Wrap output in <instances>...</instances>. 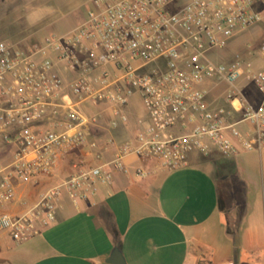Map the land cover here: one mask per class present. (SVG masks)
<instances>
[{"label":"built area","instance_id":"2783aa9c","mask_svg":"<svg viewBox=\"0 0 264 264\" xmlns=\"http://www.w3.org/2000/svg\"><path fill=\"white\" fill-rule=\"evenodd\" d=\"M251 29L261 32L259 66L209 59ZM134 98L144 115L133 137L102 142L104 129L129 126L124 111ZM220 98L227 107L213 108ZM263 149L264 0H92L65 36L28 51L0 43V207L16 202L18 186L54 178L63 163L70 170L26 213H0V229L17 242L53 225L64 197L76 206L95 198L113 173H128L130 158L144 178L146 165L175 171L193 153Z\"/></svg>","mask_w":264,"mask_h":264},{"label":"crops","instance_id":"0c3cea01","mask_svg":"<svg viewBox=\"0 0 264 264\" xmlns=\"http://www.w3.org/2000/svg\"><path fill=\"white\" fill-rule=\"evenodd\" d=\"M69 1L88 7L86 19L92 0ZM212 107L227 104L218 99ZM126 128L133 136L136 129ZM114 135L104 129L100 140ZM127 168L87 202L64 197L56 222L26 241L0 229V264H107L115 249L126 264H264V149L234 158L193 153L175 171L146 165L144 178L136 176L141 164L134 158ZM69 175L62 165L54 178L18 186L16 202L0 213H26Z\"/></svg>","mask_w":264,"mask_h":264},{"label":"rangeland","instance_id":"374dc122","mask_svg":"<svg viewBox=\"0 0 264 264\" xmlns=\"http://www.w3.org/2000/svg\"><path fill=\"white\" fill-rule=\"evenodd\" d=\"M87 10L88 7L72 4L69 0H8L4 4L0 3V43L28 51L41 45L47 38L62 37L77 29L83 24ZM260 37V30H248L233 39L224 50L214 51L209 59L215 63H230L241 57L252 62L255 67L259 66L262 63L258 60ZM250 49L254 57L248 55ZM239 86L250 101H261V95L252 85L242 80ZM124 113L130 120L129 126L137 130L138 116L144 115L139 99H132ZM129 132L126 127H120L114 132V138L118 142L124 141L133 137L128 135Z\"/></svg>","mask_w":264,"mask_h":264},{"label":"water","instance_id":"95a60500","mask_svg":"<svg viewBox=\"0 0 264 264\" xmlns=\"http://www.w3.org/2000/svg\"><path fill=\"white\" fill-rule=\"evenodd\" d=\"M107 264H126L125 258L119 249H115L107 261Z\"/></svg>","mask_w":264,"mask_h":264},{"label":"trees","instance_id":"16d2710c","mask_svg":"<svg viewBox=\"0 0 264 264\" xmlns=\"http://www.w3.org/2000/svg\"><path fill=\"white\" fill-rule=\"evenodd\" d=\"M220 208L223 209V203L222 202H220Z\"/></svg>","mask_w":264,"mask_h":264}]
</instances>
